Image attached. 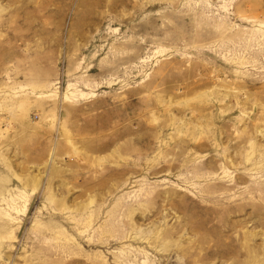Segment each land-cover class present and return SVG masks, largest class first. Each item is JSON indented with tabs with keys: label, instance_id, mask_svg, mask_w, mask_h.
Listing matches in <instances>:
<instances>
[{
	"label": "rangeland",
	"instance_id": "1",
	"mask_svg": "<svg viewBox=\"0 0 264 264\" xmlns=\"http://www.w3.org/2000/svg\"><path fill=\"white\" fill-rule=\"evenodd\" d=\"M0 264H264V0H0Z\"/></svg>",
	"mask_w": 264,
	"mask_h": 264
}]
</instances>
